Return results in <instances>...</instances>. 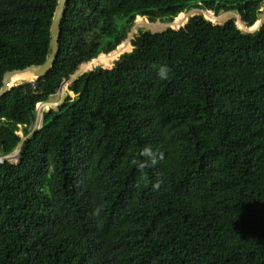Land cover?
<instances>
[{
	"label": "trees",
	"instance_id": "trees-1",
	"mask_svg": "<svg viewBox=\"0 0 264 264\" xmlns=\"http://www.w3.org/2000/svg\"><path fill=\"white\" fill-rule=\"evenodd\" d=\"M58 0H0L4 73L44 62ZM264 0H68L47 75L0 97V264H264ZM22 132L23 135L20 134ZM27 138L23 141V136ZM148 239L150 241H148Z\"/></svg>",
	"mask_w": 264,
	"mask_h": 264
},
{
	"label": "rangeland",
	"instance_id": "rangeland-1",
	"mask_svg": "<svg viewBox=\"0 0 264 264\" xmlns=\"http://www.w3.org/2000/svg\"><path fill=\"white\" fill-rule=\"evenodd\" d=\"M198 12L204 13L206 17H208V18H210L216 22H224L230 17H235L238 21L239 26L244 30H251V29L255 30V29L259 28L262 25V23L264 22V7H263V12L260 15V19H258V22L255 24V26H252L251 29H248L245 26V24L241 21L240 16L236 11H227V12L223 11V12H221L215 16L213 14V12H211V11H207V10L203 11V10H199V9H193L189 12H185L184 13L185 16L181 17V19L176 17L175 20L171 24L166 23V22H160V21H150L147 17H144V16H142L143 21H138V19H137L138 16H137L135 25L133 26L132 30L130 31L129 36L115 50L111 51L109 54H105L102 57V59L97 58V59L88 61L85 64H82L81 68L75 74H73L69 79H66L63 82L61 87L58 89V91L54 95H52L47 101H43V102L38 103L37 121L33 124L32 128L34 129L35 127H38L41 124L43 112L45 110L49 109L50 107L58 108L59 104L64 100L66 95L69 93L68 86L73 79L77 78L81 73L93 68L97 64H102L103 66L111 67L115 63L116 59L119 57V55L121 53H123L127 50H130L132 48V43H131L130 37H132L133 34L137 33L138 27L143 26L144 28L150 29L153 31L163 30L168 26L179 27L181 24H184L189 19V17L191 15L198 13ZM20 134L23 135L22 132H20ZM26 138H27V135H24L23 141Z\"/></svg>",
	"mask_w": 264,
	"mask_h": 264
},
{
	"label": "water",
	"instance_id": "water-1",
	"mask_svg": "<svg viewBox=\"0 0 264 264\" xmlns=\"http://www.w3.org/2000/svg\"><path fill=\"white\" fill-rule=\"evenodd\" d=\"M68 0H58L51 24V51L47 59L42 63H34L23 68L9 69L4 73L3 84L0 87V97L7 93L12 87L25 81L36 80L48 74L55 64L60 52V36L62 33V20L66 11ZM28 69L32 74L20 81L14 80L16 71Z\"/></svg>",
	"mask_w": 264,
	"mask_h": 264
},
{
	"label": "bare ground",
	"instance_id": "bare-ground-1",
	"mask_svg": "<svg viewBox=\"0 0 264 264\" xmlns=\"http://www.w3.org/2000/svg\"><path fill=\"white\" fill-rule=\"evenodd\" d=\"M185 15H184V13H182V14H180L179 16H178V18L179 19H181V17H184ZM137 19H138V21H143V17L141 16V15H139L138 17H137ZM258 22V21H257ZM256 22V23H257ZM255 23V24H256ZM255 24H254V26H255ZM103 57V56H102ZM102 57H101V59H102ZM32 73L28 70V69H26V70H23V71H16L15 73H14V80L15 81H20V80H22V79H24V78H27V77H29L30 75H31ZM41 119V118H40Z\"/></svg>",
	"mask_w": 264,
	"mask_h": 264
},
{
	"label": "clouds",
	"instance_id": "clouds-1",
	"mask_svg": "<svg viewBox=\"0 0 264 264\" xmlns=\"http://www.w3.org/2000/svg\"><path fill=\"white\" fill-rule=\"evenodd\" d=\"M199 10H201V9H199ZM203 10V9H202ZM203 11H206V10H203ZM207 11H211V12H213L212 10H207ZM204 14V13H203ZM213 14H214V12H213ZM205 15V14H204ZM215 15V14H214ZM139 16V15H138ZM216 16V15H215ZM208 18V17H207ZM242 21V20H241ZM258 21V20H257ZM256 21V22H257ZM244 24H245V22L244 21H242ZM237 24H238V21H237ZM263 24V23H262ZM238 26H239V24H238ZM245 26L248 28V29H251V27L252 26H254V25H252V26H247L246 24H245ZM140 27H143V26H140ZM240 27V26H239ZM139 28V27H138ZM241 28V27H240ZM242 29V28H241ZM258 29V28H257ZM257 29H255V30H257ZM244 32H248V31H254V30H244V29H242ZM138 31V30H137ZM130 38H132V37H130Z\"/></svg>",
	"mask_w": 264,
	"mask_h": 264
},
{
	"label": "built area",
	"instance_id": "built-area-1",
	"mask_svg": "<svg viewBox=\"0 0 264 264\" xmlns=\"http://www.w3.org/2000/svg\"><path fill=\"white\" fill-rule=\"evenodd\" d=\"M104 55H105V53L101 52V53L99 54V56L96 57V58H94V59L101 58V57L104 56ZM94 59H92V60H94Z\"/></svg>",
	"mask_w": 264,
	"mask_h": 264
},
{
	"label": "crops",
	"instance_id": "crops-1",
	"mask_svg": "<svg viewBox=\"0 0 264 264\" xmlns=\"http://www.w3.org/2000/svg\"><path fill=\"white\" fill-rule=\"evenodd\" d=\"M85 63H87V62H85ZM85 63H83V64H85Z\"/></svg>",
	"mask_w": 264,
	"mask_h": 264
},
{
	"label": "flooded vegetation",
	"instance_id": "flooded-vegetation-1",
	"mask_svg": "<svg viewBox=\"0 0 264 264\" xmlns=\"http://www.w3.org/2000/svg\"><path fill=\"white\" fill-rule=\"evenodd\" d=\"M148 241H150V240L148 239Z\"/></svg>",
	"mask_w": 264,
	"mask_h": 264
}]
</instances>
